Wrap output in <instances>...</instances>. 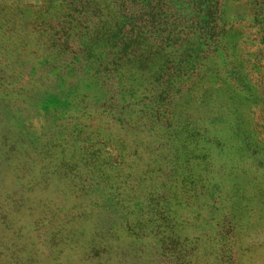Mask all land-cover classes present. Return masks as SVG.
<instances>
[{
    "label": "rangeland",
    "instance_id": "374dc122",
    "mask_svg": "<svg viewBox=\"0 0 264 264\" xmlns=\"http://www.w3.org/2000/svg\"><path fill=\"white\" fill-rule=\"evenodd\" d=\"M163 4L126 83L95 14L0 0V264H264V0Z\"/></svg>",
    "mask_w": 264,
    "mask_h": 264
},
{
    "label": "trees",
    "instance_id": "16d2710c",
    "mask_svg": "<svg viewBox=\"0 0 264 264\" xmlns=\"http://www.w3.org/2000/svg\"><path fill=\"white\" fill-rule=\"evenodd\" d=\"M129 1H131L130 5H132V8H130L129 15L127 16V20L129 18V21L126 24H129V28L125 31L124 21L123 23L121 22L122 14L118 16L116 13L122 8L120 7L123 4L121 1L117 0L115 10L110 12L109 8L103 9L99 7L97 0H69L72 7L75 8L79 4L80 10L84 9L82 12L83 15L86 16L85 19L89 18L88 13L91 14L90 17L92 14H95L94 16L97 18L95 20L90 18L92 21L88 20L95 24L92 31L97 33L96 35H99L95 37L91 35V37L93 36L91 40H100L97 49L91 43L86 47V49H88L87 52H89L86 56V59L89 60L88 69L91 70L94 75L105 69H117L119 72L118 76L121 77V79L124 78L126 83V79L129 80V83L139 82L137 81V78L140 80L137 71L145 70L144 68L148 66V58H145V56H148L150 47H147L146 40L148 38L144 35L146 33L144 30L146 29L145 25L148 24L147 22L145 23V20L154 21L158 19L160 24L165 26V21L162 20L161 16L162 6L165 0H142V6L137 4V0ZM126 6V4H123V8ZM206 13L207 17L210 16L211 8L207 10ZM140 20L144 21L143 24L139 22ZM148 27L151 28L153 26L151 25ZM73 30L75 32L68 31L67 34H77L78 36V31H76L77 28ZM120 34L124 36L121 38ZM87 38H89V35L86 39ZM139 41L145 42L140 43ZM136 47L139 49L138 55L136 53L137 50H135ZM93 49H95V51Z\"/></svg>",
    "mask_w": 264,
    "mask_h": 264
}]
</instances>
